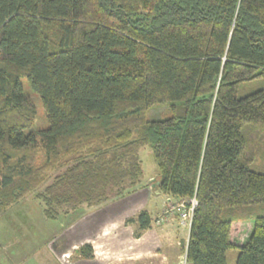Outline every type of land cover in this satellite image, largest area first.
Listing matches in <instances>:
<instances>
[{
    "label": "trees",
    "instance_id": "1",
    "mask_svg": "<svg viewBox=\"0 0 264 264\" xmlns=\"http://www.w3.org/2000/svg\"><path fill=\"white\" fill-rule=\"evenodd\" d=\"M21 76L45 128L24 132L36 109ZM254 80L264 0H0V214L29 195L53 220L121 199L142 186L148 146L154 189L196 199L186 263L226 264L237 247L236 264H264V85L236 95ZM156 104L170 115L149 119ZM126 221L138 234L153 220Z\"/></svg>",
    "mask_w": 264,
    "mask_h": 264
},
{
    "label": "rangeland",
    "instance_id": "2",
    "mask_svg": "<svg viewBox=\"0 0 264 264\" xmlns=\"http://www.w3.org/2000/svg\"><path fill=\"white\" fill-rule=\"evenodd\" d=\"M19 79L24 93L30 97L36 109L32 125L25 128L24 132L47 127L48 121L40 95L30 87L24 76H21ZM263 85L264 82L259 80L244 82L238 87L236 95L238 97L244 96ZM169 115L170 112L167 110V105L162 104H156L147 111V117L149 119L165 118ZM139 156L142 165V186L145 187V189L148 187L149 191H154L156 185L155 182L148 181V179L152 178L157 173L151 149L148 146L140 147ZM152 184H154V186H151ZM131 194L132 192L126 195L122 200L128 202V200L133 199ZM144 195H147V193H144ZM187 204L188 205H185V207H190V204ZM172 205H177V203L174 202ZM122 209L123 208H120L119 206L116 208L113 206V212L108 211L105 214L98 212L94 215L92 212L97 211L89 212V210H84L74 213L71 217L65 218L60 216L55 220L46 219L42 213L41 203L35 199L33 195H29L24 201L17 203L8 208L4 213L0 214V264H54L51 262V257L49 256V251H47V249L54 250L58 264H68L70 261L69 257H73V255H70V250L66 248V243L68 242L65 238L74 236L77 229L85 225L90 230L87 235V238L89 239L95 233L94 229H96L100 221L108 219L111 214H118ZM178 213L180 215V212ZM86 214L88 217L87 219H83V223L78 222L74 225V229H70L71 222L77 221L80 217ZM180 222L182 225V233L180 235L182 238L180 245H183L190 222L189 218L184 221L180 219ZM241 224L242 227L240 230L233 235V239L236 242H242L245 239L251 228L252 221L242 220ZM4 232L8 236L7 241L5 240L7 242L6 251L3 250L4 247L1 248V242L4 241L2 235ZM79 232L80 231H78V233ZM98 249L101 251L99 247ZM14 251L17 252V256L16 254H13ZM238 251L239 249L235 247L228 249L225 252L226 264H236ZM28 252L33 254L30 256L27 254ZM184 254L185 253L182 252L181 248H179L178 260L173 264L180 262L183 259Z\"/></svg>",
    "mask_w": 264,
    "mask_h": 264
},
{
    "label": "crops",
    "instance_id": "3",
    "mask_svg": "<svg viewBox=\"0 0 264 264\" xmlns=\"http://www.w3.org/2000/svg\"><path fill=\"white\" fill-rule=\"evenodd\" d=\"M131 195L133 199L128 202L122 200L123 197L106 204L108 206L104 205L89 210V212L97 211L92 212L95 215L98 212L103 214L108 211L113 212V206L123 208L118 214H111L108 219L97 222L95 233L89 239L87 235L90 230L85 225L77 229L74 236L65 238L68 242L66 248L70 250V255H73V257H69L68 264H173L178 260L182 225L179 213L172 207V204L177 201L157 190L149 191L148 187L145 189L143 186L135 189ZM142 209L150 214L152 220L160 218V221L157 223L152 221L149 228L136 234L138 230L136 223H128L126 218L135 215ZM87 214L77 221L71 222L70 229H74V225L78 222L83 223V219L88 217ZM78 231L80 232L78 233ZM2 235L4 241L1 242V248L4 247L3 250L6 251L8 236L5 232ZM187 236L188 231L184 238L185 242ZM87 242L91 243L93 249L91 258L81 257L78 253V247ZM47 251H49L51 262L58 264L54 250L47 249ZM13 254L17 256L16 251ZM27 254L31 256L33 253L28 252Z\"/></svg>",
    "mask_w": 264,
    "mask_h": 264
},
{
    "label": "built area",
    "instance_id": "4",
    "mask_svg": "<svg viewBox=\"0 0 264 264\" xmlns=\"http://www.w3.org/2000/svg\"><path fill=\"white\" fill-rule=\"evenodd\" d=\"M188 203L190 204V207H185V204L181 202L176 205V208L180 212V219L184 221L189 218V222H190L193 207L196 205V199L193 197L188 201ZM154 221L157 223L160 221V218H157ZM176 264H186L185 254H184L183 259Z\"/></svg>",
    "mask_w": 264,
    "mask_h": 264
},
{
    "label": "water",
    "instance_id": "5",
    "mask_svg": "<svg viewBox=\"0 0 264 264\" xmlns=\"http://www.w3.org/2000/svg\"><path fill=\"white\" fill-rule=\"evenodd\" d=\"M157 183H158V181L155 182V184H157ZM153 185H154V184H152V186H153Z\"/></svg>",
    "mask_w": 264,
    "mask_h": 264
}]
</instances>
